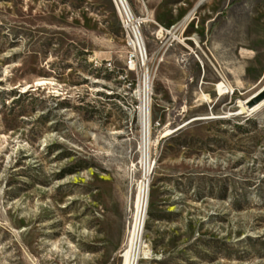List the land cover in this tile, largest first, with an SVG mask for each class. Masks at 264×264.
I'll return each instance as SVG.
<instances>
[{"label": "rangeland", "instance_id": "obj_1", "mask_svg": "<svg viewBox=\"0 0 264 264\" xmlns=\"http://www.w3.org/2000/svg\"><path fill=\"white\" fill-rule=\"evenodd\" d=\"M126 1L133 25L115 0H0V264H121L146 168L134 26L139 264H264V107L241 105L264 81V5Z\"/></svg>", "mask_w": 264, "mask_h": 264}, {"label": "bare ground", "instance_id": "obj_2", "mask_svg": "<svg viewBox=\"0 0 264 264\" xmlns=\"http://www.w3.org/2000/svg\"><path fill=\"white\" fill-rule=\"evenodd\" d=\"M121 2H122V4H120V2L118 1L121 13L123 15H125L127 23H130L133 25L134 24V22H133L134 17L132 16V13L130 11L128 2L126 0H121ZM144 21H146V20H144ZM141 23H142V21H141ZM184 28H185V26H184ZM181 29H182V27H181ZM139 31L140 30H138L134 26V28H133V33H134V41L133 42L134 43L133 44H134L135 49L137 51H139L141 56H142V62H143V67H144V81H143L144 103L141 107V114L143 117L142 138H143V150H144V160H145L144 162L146 164V168H145V176H144V179L140 183L139 193H138L137 200H136L133 229H132L131 233L129 234L130 235L129 239H128L124 249L122 250V252L120 254L121 264H139V261L141 258L142 234H143L142 230H143L144 220H145L147 208H148L149 174H150V171L152 168L150 164L147 166L148 143H146L148 131H149V123H150V121H149V104H148L147 95H148V91L150 88L151 77H150V72H149L150 69L148 67L147 60H146L147 54H146V49H145V44H144L145 42L143 41ZM171 35H172L173 39H177V30L176 29L172 30ZM169 36H170V34H169ZM177 40L179 41V39H177ZM259 85H260V88L254 94H256L258 91H260L264 87V81L261 80L259 82ZM217 88L222 94L230 92L229 91L230 88H227L222 83H219L217 85ZM226 90H228V91H226ZM241 105L243 107L242 108L243 111H246L248 113H255L264 107V102L252 110H248L246 105L244 104V102H241Z\"/></svg>", "mask_w": 264, "mask_h": 264}, {"label": "water", "instance_id": "obj_3", "mask_svg": "<svg viewBox=\"0 0 264 264\" xmlns=\"http://www.w3.org/2000/svg\"><path fill=\"white\" fill-rule=\"evenodd\" d=\"M264 102V87L244 102L248 110H252Z\"/></svg>", "mask_w": 264, "mask_h": 264}, {"label": "built area", "instance_id": "obj_4", "mask_svg": "<svg viewBox=\"0 0 264 264\" xmlns=\"http://www.w3.org/2000/svg\"><path fill=\"white\" fill-rule=\"evenodd\" d=\"M115 1H116L117 4H118V1L120 2V4H122L121 0H118V1L115 0ZM118 5H119V4H118ZM130 63L133 64V60H132V59H130Z\"/></svg>", "mask_w": 264, "mask_h": 264}, {"label": "crops", "instance_id": "obj_5", "mask_svg": "<svg viewBox=\"0 0 264 264\" xmlns=\"http://www.w3.org/2000/svg\"><path fill=\"white\" fill-rule=\"evenodd\" d=\"M258 1H259V2L261 1L260 3L264 5V0H258Z\"/></svg>", "mask_w": 264, "mask_h": 264}]
</instances>
